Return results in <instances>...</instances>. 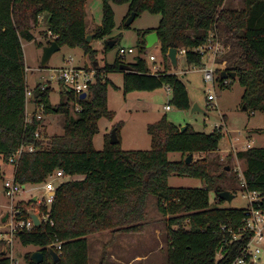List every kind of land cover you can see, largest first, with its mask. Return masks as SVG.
I'll return each instance as SVG.
<instances>
[{
	"label": "trees",
	"instance_id": "1",
	"mask_svg": "<svg viewBox=\"0 0 264 264\" xmlns=\"http://www.w3.org/2000/svg\"><path fill=\"white\" fill-rule=\"evenodd\" d=\"M86 2L0 0V155L9 160L22 146L38 149L25 152L20 158L14 178L21 185L42 184L57 170H63L67 177H84L82 181H68L58 187L51 212L54 227L41 225L32 232L20 233L18 238L25 246L41 248L45 256L42 264H89L87 237L107 229L116 233L140 232L147 198L153 195L157 197L158 210L169 222L167 264H233L252 237L245 233L234 240L235 234L242 233L245 209L222 207L225 201L218 194L226 190L221 187L216 190L215 206L210 202L209 188L168 185L173 175L213 180L205 159L190 164L185 159L172 162L169 154L179 152L186 157L217 151L221 131L196 132L190 125L182 131L163 117L148 126L151 150L125 151L121 143H110L111 135H107L103 150L95 149L93 141L100 131L99 121L115 116L108 107L112 84L108 73H124L126 94L170 87L171 103L177 109L191 110L192 102L186 84L177 74H152L142 58L135 63H125V59L119 58L114 64L96 65L97 51L87 42ZM111 3L129 4L127 18L132 13L138 17L144 12L160 14L159 27L146 32L145 37L158 33L166 59L171 49L179 53L185 49L189 65L203 66L202 54L195 50L207 43L211 31L224 27L242 51L243 64L228 65L225 71L237 73L245 88L246 109L264 111V0H244L242 10L225 9L224 0H103V21L96 29L95 40L114 29ZM34 7L37 15H48L53 40L60 47L82 48L96 71L86 99L65 90L66 101L54 106L50 102L53 92L50 85L38 84L32 90L34 103L42 105L46 115L60 114L65 118L63 134L53 136L47 144L36 137L42 122L36 117L26 122L29 87L22 40L33 41L35 37L26 27V15L21 11ZM121 64L130 65L132 71L121 70ZM219 80L225 86L226 79ZM71 101L79 108L77 117L72 115ZM115 130L120 138L119 127ZM237 157L246 161L243 175L248 190L264 194V148H249L240 151ZM31 204L29 201L25 206ZM24 217L29 218L28 213ZM55 235L63 242L58 261H54L49 248ZM219 253L223 255L220 260ZM28 260L32 263L30 256ZM0 264H12L8 253L3 255L0 251Z\"/></svg>",
	"mask_w": 264,
	"mask_h": 264
},
{
	"label": "rangeland",
	"instance_id": "2",
	"mask_svg": "<svg viewBox=\"0 0 264 264\" xmlns=\"http://www.w3.org/2000/svg\"><path fill=\"white\" fill-rule=\"evenodd\" d=\"M235 0L224 2L225 9L241 10L243 3L234 4ZM114 11L115 26L112 32L102 39L95 40L96 29L103 21V0H87L86 2V24L87 33L93 35L90 42L97 51L96 61L100 66L114 64L120 58L121 48L134 50L127 54L125 63H135L139 58L146 61V66L151 73L170 72L177 74L186 84L192 104H197L203 112L191 113V110L182 111L172 103V92L168 87L156 91H135L126 94L124 91V73H108L107 78L111 81L109 87L108 107L114 112V118H102L99 121V133L94 137L96 150H103L106 145L107 135L119 127V139L121 148L125 151L151 150L152 138L148 133V126L166 117L171 123L179 127L190 125L196 132L212 133L220 126L221 141L219 149L213 152L197 153L193 161L205 159L209 163V171L213 180L206 182L200 179L187 176L173 175L168 180V185L174 188H209L210 202L216 206V190L223 188L226 191L234 192L235 198L232 202H225L224 208L246 209L248 201L244 200V189L239 174L247 168L246 161L237 157L240 151H244L248 144L252 148H264V111L259 109H244L245 88L241 86L239 78L227 79V83L219 80L222 68L220 63L227 60V65L238 64L242 66V51L236 42L227 34L224 27L217 29L223 42L231 45L230 52L222 54L217 59L215 69V80L206 81L203 73V66L189 65L185 55L178 53V66L173 67L170 59H166L161 52L160 43L147 47L145 33L159 27L160 14L144 12L137 17L134 23L128 28L125 26L129 13V4L111 3ZM37 8H31L25 13L26 27H28L35 39L33 41L22 40L26 71L27 84L33 90L38 84L50 85L53 92L50 95V102L56 106L61 101H66V90L61 82L45 81L52 75H57L56 69L81 67L89 71L93 69V61L80 47L71 48L63 46L51 58L46 68L41 66L43 51L53 40L49 32L48 15L46 13L36 14ZM18 14L16 15V21ZM24 25V26H25ZM110 41H115L114 47H107ZM155 56L156 61H151L150 56ZM212 61L209 59L206 67L210 68ZM230 80V81H229ZM212 89L216 100L209 102L208 94ZM29 111L35 110L36 104L31 97ZM71 112L77 117L78 106L71 101ZM166 105L171 106V111L164 110ZM45 115V114H44ZM223 117L226 122H223ZM46 124L40 128V136L47 144L53 136L62 135L64 132L65 118L63 115H47ZM121 124V126H119ZM218 131V130H217ZM44 144V145H45ZM236 149V152H234ZM183 154L179 152L169 154L172 162L182 160ZM188 156L183 157L187 159ZM229 166L230 171L225 168ZM15 167L8 160L0 155V225L3 217L8 213L10 207L2 192L3 179H11ZM224 174V175H222ZM221 175V177H220ZM42 190L37 185L28 184L16 197L17 202H24V205L32 200ZM141 231L133 234L116 233L110 229L105 232H98L88 236L89 264H112L109 260L113 252L123 259L133 257L135 253H148L149 260L144 264H167L168 252V229L169 222L157 207V197L149 195L146 202L145 218L141 224ZM6 249L12 264H32L28 257L41 248L37 245L25 246L19 238L14 240L10 246L8 242L2 241L0 236V251ZM258 264H264V247Z\"/></svg>",
	"mask_w": 264,
	"mask_h": 264
},
{
	"label": "built area",
	"instance_id": "3",
	"mask_svg": "<svg viewBox=\"0 0 264 264\" xmlns=\"http://www.w3.org/2000/svg\"><path fill=\"white\" fill-rule=\"evenodd\" d=\"M225 1L227 0H224V2ZM231 49L232 46L223 42V39L221 38L218 31L213 30L209 34L207 43L195 50L196 52L202 54L204 67L203 73L206 81L213 82L215 80V73L218 71L214 66L217 63V59L220 55L230 52ZM133 52L134 50L132 48H121L119 50V56L120 58L125 59L127 54H131ZM180 54L186 55V50L183 49L180 51ZM209 59L212 61V66L207 68L206 63ZM150 60L154 62L156 61V57L152 55L150 56ZM220 65L222 68H227V60H223ZM56 71L58 72L57 75H52L49 79H45V81H56L59 82V84L62 82L66 90L74 91L77 96H81L82 93H87L88 95L89 86L94 82L96 75V71L94 69L87 71L84 68L77 67H63L56 69ZM225 83H227V80ZM42 85L47 86V83ZM167 90L172 92L170 87H168ZM31 97H33L32 90L28 89L26 122L30 123L32 119L36 117L42 122L40 127L42 128L46 119L44 107L42 105H36L37 108L35 110L29 111V102ZM208 100L209 102L216 100V96L212 89L209 90ZM165 109L170 111L171 106L166 105ZM216 128L218 131H221L220 126L216 125ZM40 135V130H38L36 137L41 139ZM249 148H252L250 144H248L243 150H247ZM37 150L38 149L34 146H22L17 152L9 157L8 161L12 166L15 167L16 170L23 153H33ZM234 152H236V149H234ZM239 176L244 189L243 198L244 200L248 201V207L245 209L246 217L244 219V227L241 230L242 233L235 234L234 240L242 238L245 233H250L252 237L243 247L241 250V255L234 261L233 264H258L260 261L262 248L264 247V194L259 191L248 190L243 172H241ZM66 177L67 176L63 170H57L51 173L44 183L37 185V189L42 190V193L36 195L38 197L36 202L30 200L32 204L29 207L21 205V202L16 201V197L19 195V193L26 189V185H21L18 183L15 180L14 175L11 179L4 180L2 194L7 199L9 204L8 207H10V209L6 214L7 220L4 223L2 222L4 226L0 225V236L2 237V241L8 242L11 246L13 245L14 240L18 238L20 233L32 232L36 227L41 225H50L51 227H54L55 222L51 217L52 206L56 199L57 189L63 183V180ZM25 212L28 213L29 218L24 217ZM33 214L38 217L40 222L39 226H36L35 221L31 218V215ZM62 245L63 242L60 241V239L55 235V238L53 239L49 248L60 255L62 251ZM222 258V253H219L217 259L220 260Z\"/></svg>",
	"mask_w": 264,
	"mask_h": 264
},
{
	"label": "water",
	"instance_id": "4",
	"mask_svg": "<svg viewBox=\"0 0 264 264\" xmlns=\"http://www.w3.org/2000/svg\"><path fill=\"white\" fill-rule=\"evenodd\" d=\"M138 17V15L136 13H132L126 20L125 22V26L126 27H130L134 21L136 20V18ZM93 39V35L88 34L87 35V42H91ZM145 40L147 42V47H152L154 46L156 43L159 42V36L157 32H153L151 34H148L145 37ZM116 44L115 41H110L109 42V46L110 47H114ZM61 49L60 45L56 42V41H52L51 44L49 46H46L44 48L43 51V56H42V61H41V66L43 68H46V66L49 64L52 56ZM178 50L177 49H171L169 52V59L171 61V64L173 67H177L178 66ZM96 65H99L98 63H95ZM121 70L125 71V72H131L132 71V67L128 64H121L120 65ZM220 77L221 79H235L237 78V73L236 72H226L225 70L221 71L220 73ZM87 97V93H82L80 98L81 99H86ZM244 109H246V106H244ZM195 112H203L199 106L197 104L192 105L191 107V113H195ZM187 127H182V131L186 130ZM264 133V131H263ZM110 143L112 145L115 144H119L120 143V139L117 136V131L114 130L111 134V139H110ZM193 161V155L190 154L187 159H186V163L190 164ZM226 171H230V167L227 166L225 168ZM25 188V186H24ZM219 199L225 201V202H232L233 199L235 198V195L233 193H231L230 191H223L220 192L218 194ZM37 196H35L32 201L36 202L37 201ZM31 218L35 221L36 226H39L40 222L39 219L36 215H31ZM7 220V215L3 218L2 222L4 223ZM3 255H7V251L4 248L2 251ZM50 255L52 256V258L54 259V261H58L60 259V256L54 251V250H50ZM30 260L32 262V264H42L45 260V256L44 253L41 251H36L34 253L31 254L30 256Z\"/></svg>",
	"mask_w": 264,
	"mask_h": 264
},
{
	"label": "crops",
	"instance_id": "5",
	"mask_svg": "<svg viewBox=\"0 0 264 264\" xmlns=\"http://www.w3.org/2000/svg\"><path fill=\"white\" fill-rule=\"evenodd\" d=\"M233 2V1H232ZM243 3V7L241 8V10L242 9H244V7H245V3H244V0H235L233 3L236 5V4H238V3ZM77 68H81V67H77ZM226 69V68H225ZM230 81V80H229ZM193 105V104H192ZM164 110H166L165 109V107H164ZM167 111V110H166ZM171 111V110H170ZM167 112H169V111H167ZM47 116V115H46ZM46 116H45V118H46ZM223 119H224V117H223ZM226 119V118H225ZM224 119V123L226 122V120ZM46 119H45V121H44V123L46 124ZM44 123H43V125H44ZM120 143H121V139H120ZM171 154V153H170ZM194 156V155H193ZM182 159H183V157H182ZM14 175V173L12 172V176ZM84 179V177L83 176H71V177H66L64 180H63V183L64 182H68V181H82ZM4 180H6V178H4L3 179V181ZM2 186H3V184H2ZM2 193V192H1ZM105 232V231H104ZM87 239H88V237H87ZM38 251H40V250H38ZM36 252V251H35ZM109 260H110V262L112 263V264H144L145 262H147L148 260H149V254L148 253H144V252H139V253H135L134 255H133V257H131V258H128V259H123V258H121V257H119L117 254H115V253H113V252H111L110 253V258H109Z\"/></svg>",
	"mask_w": 264,
	"mask_h": 264
}]
</instances>
